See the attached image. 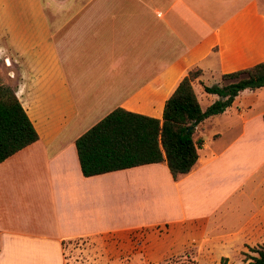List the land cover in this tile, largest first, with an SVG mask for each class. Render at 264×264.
<instances>
[{"label":"crops","instance_id":"0c3cea01","mask_svg":"<svg viewBox=\"0 0 264 264\" xmlns=\"http://www.w3.org/2000/svg\"><path fill=\"white\" fill-rule=\"evenodd\" d=\"M262 60L264 0H0V84L37 134L0 162V264H65L74 241L127 257L147 228L176 237L157 256L245 264L264 243V86L194 126L175 179L164 161L83 176L74 141L116 107L160 119L192 68L203 110V77Z\"/></svg>","mask_w":264,"mask_h":264},{"label":"trees","instance_id":"16d2710c","mask_svg":"<svg viewBox=\"0 0 264 264\" xmlns=\"http://www.w3.org/2000/svg\"><path fill=\"white\" fill-rule=\"evenodd\" d=\"M200 74L192 68L165 99L161 118L116 107L79 135L74 146L83 176L164 161L173 179L187 173L197 158L201 139L192 132L203 119L222 112L243 89L264 86V60L220 75V84L203 86L218 98L201 110L191 82ZM264 119V114H263ZM37 139L13 90L0 84V162ZM245 264H264V243ZM220 259V264H225ZM169 264H189L180 261Z\"/></svg>","mask_w":264,"mask_h":264},{"label":"rangeland","instance_id":"374dc122","mask_svg":"<svg viewBox=\"0 0 264 264\" xmlns=\"http://www.w3.org/2000/svg\"><path fill=\"white\" fill-rule=\"evenodd\" d=\"M203 82L204 86H214L215 81L212 78L203 77ZM203 102V100L200 101L201 107ZM173 237L176 238L175 236L166 235L163 231L159 232L158 228H147L145 231H139L138 234L130 233L127 257L117 259L114 256L111 260L106 256L107 253H104V250L95 242L86 244L84 241H74L70 248L75 249V251H71L72 257L71 253L65 254L64 263L77 264L80 261L81 264H169L184 261L189 264H220V260L216 255H209L207 252L197 253L196 246L193 244L184 246V249L177 253L157 256ZM259 246L260 244H257L256 247L251 248V255H255L253 250ZM245 260L246 258H241L243 263Z\"/></svg>","mask_w":264,"mask_h":264}]
</instances>
